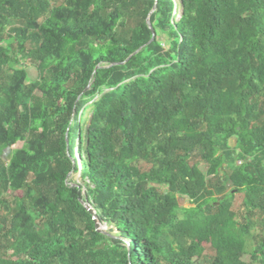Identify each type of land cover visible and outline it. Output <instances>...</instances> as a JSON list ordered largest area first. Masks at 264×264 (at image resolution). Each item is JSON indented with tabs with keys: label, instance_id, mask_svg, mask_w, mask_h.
I'll use <instances>...</instances> for the list:
<instances>
[{
	"label": "trees",
	"instance_id": "16d2710c",
	"mask_svg": "<svg viewBox=\"0 0 264 264\" xmlns=\"http://www.w3.org/2000/svg\"><path fill=\"white\" fill-rule=\"evenodd\" d=\"M0 43V187L14 203L0 200V264H200L202 241L210 264H247L264 212V0H0ZM9 54L37 77L4 75ZM224 167L232 190L217 199L226 185L207 175ZM252 256L264 264V239Z\"/></svg>",
	"mask_w": 264,
	"mask_h": 264
},
{
	"label": "rangeland",
	"instance_id": "374dc122",
	"mask_svg": "<svg viewBox=\"0 0 264 264\" xmlns=\"http://www.w3.org/2000/svg\"><path fill=\"white\" fill-rule=\"evenodd\" d=\"M48 1L50 2L51 7H58V6L66 5V0H48ZM180 12H181V7L177 5L175 8V15H174L173 20H177ZM42 21L43 20H41V22ZM21 26H23L21 23H18L16 21H11L9 27H21ZM132 27H133V22H130L128 28L131 29ZM159 38H160V41L166 47H168L166 37L163 34H160ZM0 47L5 48V44L0 43ZM25 50H26V52H30V51L35 50V47L32 45V43L28 42L25 45ZM9 57H10L11 61L6 66V68L4 69V75L10 76V75H12L14 70L22 68V69H26L28 71V73L32 79L37 77L33 62L30 59V57L23 58L19 54H17V56L9 54ZM259 101H260V104H259L260 118H261V121L264 122V98H261V100H259ZM89 117H90V112H87L86 116H85V121H87L89 119ZM230 143L233 147L236 146V142L234 140H230ZM22 146H23L22 144H18L15 149H21ZM6 155H7V152H5L3 155V162L6 161V159H5ZM73 156H74V158H76L77 155H73ZM260 161H261V164L264 165V156H260ZM250 162H251V160L249 161V163ZM194 163H198L200 168L202 169V171L205 174H207L208 165L205 162H202L198 157H196V158L192 159V164H194ZM239 164L240 163L238 162L237 166ZM143 167H144V169H147L148 166L145 164V166H143ZM230 173H231V171L224 167V169L221 170L219 175L216 177L207 175V180H208V183H209V186L211 189H217V186L220 185V183H223L226 185L227 190L224 193L221 194V193L216 192V198L217 199L222 198L224 195L228 194L232 190V185L228 181V177H229ZM67 183L69 186H75L78 184L82 185L83 180L81 178L80 172L79 171H77V172L72 171L68 177ZM157 189L160 190V186H158ZM161 189H163V188H161ZM19 194H20V192H19ZM178 197H179V203L183 208L195 207V205L193 203H191L190 199L186 195L179 194ZM84 198H85V195H84ZM244 199H245V194L236 193L235 198L233 200L232 210L234 212H236L238 220H241L242 214L244 212V209H243ZM0 200H5L6 204L10 208H14V203L12 202L11 196L9 194H6L1 189V187H0ZM27 208L30 211H33L34 224H35L36 229L45 232L43 225L47 221L48 216L46 214H42L39 211L35 210L30 205H27ZM8 216H9V211L6 209L5 204L0 203V223L2 220H6ZM181 216H184V214L181 213ZM101 225H102L103 231L105 233H107L111 238L114 239L116 232H112V234H109L111 227L106 225V224H101ZM263 239H264V212L261 210H257L255 212V215H254L253 220H252L251 234L248 237L247 252L244 256V260L247 264H261L260 260L254 259L252 255H253L255 249L263 241ZM201 244L205 248V252L200 259V264H210L212 257L215 255V251L213 250V248L211 247V245L209 243L202 241ZM8 256H12V259L16 258L13 255V251H9Z\"/></svg>",
	"mask_w": 264,
	"mask_h": 264
},
{
	"label": "water",
	"instance_id": "95a60500",
	"mask_svg": "<svg viewBox=\"0 0 264 264\" xmlns=\"http://www.w3.org/2000/svg\"><path fill=\"white\" fill-rule=\"evenodd\" d=\"M154 10H155V6H154V8L152 9L151 13H152ZM147 22H148L149 27L152 29V31H153V33H154V30H153L152 24H150L149 19H147ZM154 39H155V33H154V35H153L152 41H153ZM142 49H143V47L140 48L139 50H137L133 55L139 53ZM82 205H83V206L86 208V210L91 214L92 219H93L94 224H95V229H96L98 232L105 233V232L103 231V229H102V225H101V223L99 222V220L97 219V217H96V213H95V211L92 209V207H91L89 204H87L85 201H82Z\"/></svg>",
	"mask_w": 264,
	"mask_h": 264
},
{
	"label": "built area",
	"instance_id": "2783aa9c",
	"mask_svg": "<svg viewBox=\"0 0 264 264\" xmlns=\"http://www.w3.org/2000/svg\"><path fill=\"white\" fill-rule=\"evenodd\" d=\"M174 15H175V11H174ZM180 15H181V12H180V14L178 15V18H177V20H179L180 19ZM176 20V21H177Z\"/></svg>",
	"mask_w": 264,
	"mask_h": 264
}]
</instances>
